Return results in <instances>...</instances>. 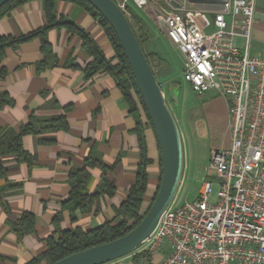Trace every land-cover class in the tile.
<instances>
[{
  "label": "crops",
  "instance_id": "obj_1",
  "mask_svg": "<svg viewBox=\"0 0 264 264\" xmlns=\"http://www.w3.org/2000/svg\"><path fill=\"white\" fill-rule=\"evenodd\" d=\"M155 2L171 13L180 11L174 8L175 4H182L185 10L195 9L187 0ZM128 7L131 23L134 21L130 11L138 15L144 24L142 32L149 39L146 52L157 59L159 66L162 64L164 72L160 74L159 82L164 92H169L173 89L174 81L165 65L166 61L160 55L158 46L162 42L159 37L164 38L174 52L183 58L166 39L154 16L155 6L151 0L144 9L137 8L132 0ZM54 12L58 22L65 20L84 30L106 60L111 61L115 57V51L99 19L67 0H58ZM215 12L218 11L204 13L214 18ZM256 20L253 53L262 55L264 0L257 2ZM47 24L43 0H27L0 18V38L20 39L43 29ZM135 28L138 29V26ZM44 37L58 61L54 67L38 69L45 57L43 43L38 37L23 40L16 47L5 50L4 59L0 63V71H5L4 77H0V94H7L12 104L0 108V129L12 127L19 130L21 125L30 122L31 116L39 119L63 116L67 128L23 138L24 148L35 157L31 167L24 163L18 164L12 155H0V160L9 169L7 181L22 183L20 193L10 195L4 198L3 203L0 202V264H30L48 249L49 237L59 238L57 226L62 231L78 228L87 232L107 222L118 221L117 211L127 200L139 172H144L148 177L141 208V214H144L151 206L161 182L158 141L146 108L136 91L132 89L131 96L138 116L131 111L113 75L98 72L88 77L87 68L93 57L78 34L70 31L66 25H60L50 28ZM238 45H243L242 39L238 40ZM213 104L215 106L211 107V115L215 116L214 124L227 128L229 112L226 100L215 96ZM211 108L208 107L209 110ZM91 153H95L111 168L107 176L114 184L115 193L111 197L104 195L89 213L75 212L77 221L72 222L70 212L63 210L71 191L69 176L72 171L84 167ZM89 171L92 176L89 190L92 193L102 185L103 171L97 167ZM4 184L5 181L0 180V186ZM25 213L36 217V232L18 240L9 222L17 221ZM58 214L62 216L59 223L56 222ZM170 253L171 247L166 244L152 256L138 259L135 255H129L108 264H140L143 261L159 264Z\"/></svg>",
  "mask_w": 264,
  "mask_h": 264
},
{
  "label": "built area",
  "instance_id": "obj_2",
  "mask_svg": "<svg viewBox=\"0 0 264 264\" xmlns=\"http://www.w3.org/2000/svg\"><path fill=\"white\" fill-rule=\"evenodd\" d=\"M129 1L117 2L127 16ZM132 1L139 9L150 2ZM151 1L193 92L214 91L226 100L230 146L212 152L216 180L206 181L195 201L175 200L133 255L152 256L169 244L171 253L159 264H264V54L253 53L258 0H226L213 22L202 11L171 13Z\"/></svg>",
  "mask_w": 264,
  "mask_h": 264
},
{
  "label": "trees",
  "instance_id": "obj_3",
  "mask_svg": "<svg viewBox=\"0 0 264 264\" xmlns=\"http://www.w3.org/2000/svg\"><path fill=\"white\" fill-rule=\"evenodd\" d=\"M27 0H12L0 9V18L7 15L13 8L21 5ZM58 0H43V6L46 13L48 24L41 30H38L28 36H23L20 39L1 37L0 38V63L4 59L5 50L9 47H16L21 41L29 40L38 37L42 41V50L44 51V60L38 69L51 68L58 64L55 56L48 47V42L44 34L52 27L66 25L70 31L78 34L83 40L86 50L92 55L93 61L87 68L88 77H92L98 72H105L113 75L118 81V86L122 90L126 100L130 104L131 111L138 116V111L131 96V91L134 89L140 96L135 79L131 72L127 58L118 42L115 32L109 23L101 16V14L86 0H67L84 8L92 16L99 19L107 37L109 38L112 47L115 51V57L110 61L106 60L104 55L90 36L81 28L68 21L57 20L54 12L55 3ZM129 9V7H128ZM134 23L132 24L137 39L143 48L146 56L150 62V54L146 52L148 38L143 33L142 20L138 15L133 13ZM138 26V29L135 28ZM116 61V63H112ZM151 64V62H150ZM5 71H0V77L3 78ZM142 101V98L140 96ZM12 104V99L7 94H0V108L5 105ZM143 104V101H142ZM144 105V104H143ZM67 128V123L64 117H55L51 119H39L35 116L30 117V122L26 125H21L19 130L12 127H5L0 129V155L15 157L18 164L24 163L29 167L33 165L35 157L27 151L23 146V138L29 135H37L47 131H59ZM100 168L103 171L102 185L94 192H90L89 184L92 179L90 169ZM8 167L5 162L0 160V180H4L5 184L0 186V202L3 203L4 198L20 193L22 183H11L7 181ZM108 167L103 161L91 153L85 161L84 167L74 170L70 173L68 184L70 185V195L63 205V210L70 212L72 222L77 221L75 212L80 211L82 214L89 213L93 210L95 204L101 200L104 195L109 197L115 193L114 184L107 176ZM148 177L144 172H139L136 183L131 187L128 193L127 200L122 204L116 214L118 221L107 222L101 227L84 232L81 229H73L62 231L58 226L56 232L59 233V238L55 239L53 236L48 238V249L33 260L30 264H53L71 254L83 251L85 249L108 243L120 237H123L134 228H136L142 221L144 214H141L142 203L147 189ZM62 219L61 214L56 217V222ZM12 232L17 236L18 240H22L26 235L36 232V217L31 213H25L17 221L9 222ZM146 256L145 253L136 254L135 257L140 259Z\"/></svg>",
  "mask_w": 264,
  "mask_h": 264
},
{
  "label": "water",
  "instance_id": "obj_4",
  "mask_svg": "<svg viewBox=\"0 0 264 264\" xmlns=\"http://www.w3.org/2000/svg\"><path fill=\"white\" fill-rule=\"evenodd\" d=\"M10 1L0 0V9ZM86 1L109 23L127 58L158 141L162 176L151 206L136 228L123 237L71 254L53 264H108L133 255L153 236L163 215L175 202L185 170V146L178 121L127 14L115 0ZM187 1L194 5V10H225L226 0ZM174 8L181 9L182 4H175ZM168 94L177 106L174 92L170 90Z\"/></svg>",
  "mask_w": 264,
  "mask_h": 264
},
{
  "label": "rangeland",
  "instance_id": "obj_5",
  "mask_svg": "<svg viewBox=\"0 0 264 264\" xmlns=\"http://www.w3.org/2000/svg\"><path fill=\"white\" fill-rule=\"evenodd\" d=\"M165 7L168 8L167 5ZM207 18L213 22V18L210 15ZM212 31L213 27L206 30L207 33H211ZM159 38L162 42V45L158 46L160 48L159 52L166 61L165 65L168 66L170 77L174 81L172 83L174 84L172 92L175 94L177 106L173 105L175 101L172 102L166 91L167 101L171 105L173 114L178 121L185 146L184 176L175 202L177 205H180L195 201L199 197L204 183L216 180V173L210 167L212 152L228 148L230 136H228V126L227 128L216 126L213 122L215 116L212 117L211 115L213 111L211 107L214 105L215 96H219V94L212 91L205 97H198L193 92L190 84L184 79L183 60L174 52L164 38ZM166 39L169 41L167 36ZM149 59L155 74L158 75V80H161L159 76L164 72V68L161 67L162 64L159 66L156 62L157 59L152 55ZM208 107L211 109L209 110ZM218 189V186L215 184L211 202L216 201Z\"/></svg>",
  "mask_w": 264,
  "mask_h": 264
}]
</instances>
